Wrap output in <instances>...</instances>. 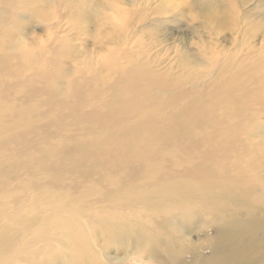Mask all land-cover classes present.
Listing matches in <instances>:
<instances>
[{
  "label": "bare ground",
  "instance_id": "1",
  "mask_svg": "<svg viewBox=\"0 0 264 264\" xmlns=\"http://www.w3.org/2000/svg\"><path fill=\"white\" fill-rule=\"evenodd\" d=\"M176 2L0 0V264H264V10L250 21L222 9L233 0ZM193 14L185 32L231 33L224 58L191 53L188 38L170 64L157 43L131 47L146 28L184 32L174 25ZM19 21L28 33L11 45ZM81 24L120 55L81 70ZM56 28L35 49L37 30Z\"/></svg>",
  "mask_w": 264,
  "mask_h": 264
},
{
  "label": "rangeland",
  "instance_id": "2",
  "mask_svg": "<svg viewBox=\"0 0 264 264\" xmlns=\"http://www.w3.org/2000/svg\"><path fill=\"white\" fill-rule=\"evenodd\" d=\"M174 1L175 2L177 1L175 3L174 7L178 8V9H183V10H186V11L190 7L189 5H191V4H189L190 3L189 0H174ZM258 5L260 6L259 7L260 9L264 10V0H249V3L247 4V6H245V5L243 6L242 5V0H233L232 5H230L232 7V10H230L231 7L229 5H227V6L225 5L222 9H224V11L226 13H228V14H231V11H233L235 9V14H237L236 16H238V17L240 16L239 18H245V19L250 20V21H259L261 18L258 17L256 14H252L251 16H249L247 18L245 16L246 12H248L251 9H253L254 7H257ZM51 9H53V8H50V10ZM130 9L131 10H136L134 8H130ZM131 10H130V12H131ZM140 10H144V7L140 8ZM148 10L151 11L150 9H145L144 11H146V13H148V15H149L151 12H148ZM123 13H124V16H126L125 15L126 11L122 12V14ZM195 16L196 15L193 14V17H191L189 19H186V20L182 19V21L180 23H177V25H174V26H177V27L180 26L182 31L187 30V26L188 25L197 27V26L200 25V21L201 20L198 19L197 16L196 17ZM154 18L155 17H151V19L153 21H154ZM152 20H150V21H152ZM190 20H192V22ZM116 25L118 27H120V28H125L126 27V23H122V22H117ZM122 26H124V27H122ZM170 26H172V25L169 24L168 27H170ZM12 28H13V31H12L13 34H12L11 39H10V44L11 45L14 44V43H17L22 38L20 33L27 32L26 31L27 29L25 30L24 23H20V21L19 22H13ZM71 28H72V25L67 24L62 29V32L65 31V30H69L71 33H76L75 31H72ZM75 28H76L77 32L79 30H81V36L74 37L76 35H74V34H70V35H72L74 37V39H76V40H74L73 44H75V46H80V48H79L80 50L77 52V55H76V58H80L79 59L80 61H78L77 64H79L80 69L84 70L85 72L86 71H91L92 72V70H94L93 69V66H94L93 65V61L96 60L97 62L102 63L103 59L104 60L110 59V56H112L111 58H116L118 55H120L121 50L124 48L122 46L108 47L109 50L107 49L108 50L107 52L102 51V49H104L103 46H104V44L106 42L104 38L98 37V38H100L98 40L97 37L91 38V36L85 35L84 30H85L86 27H85L84 24L76 25ZM176 29H178V28L171 29L174 32V35L171 36L166 31H164L163 28H160V27L157 28V29H154V30H151L150 28H146L144 33L139 34L134 39V41L132 42L131 47L134 48L135 51L139 52V51H142L143 48H147V46L150 45L152 42L153 43H157L160 46L157 47V49H155V51H154L156 60L161 61V62L164 61L165 63L169 62V64L174 62L173 59H175V57L178 58V55L175 54V53H177L176 51H178L179 47H181L183 44H185V39H187V38L189 39L188 40L189 49H190L191 53H193L195 55L196 54L197 55L200 54L199 50L200 51L204 50V52L206 51V52H210V54H213L214 58H216V57L217 58H224L222 53L229 52V51H227V49L231 48L230 42L232 41V35H231L230 32L222 33L220 35H218L217 33H214L215 36H218V39L215 38V40H213V39L211 40V38L209 37V35L207 33H204L203 36H201V38H198V36H196L194 34H189V33L185 32V31L182 32V33L181 32L180 33L175 32ZM50 32L53 33L52 39H53V37H55L59 33H60V35H62L61 30L58 29V28L53 29ZM36 33L38 35L37 38L39 40L36 38V41H38V43H37L35 49H37V46H38L39 43H40V46H41V41H47L48 43L51 41V40L48 41V33H49L48 30H46V29L37 30ZM28 37L30 38V40L26 39V42H30L31 41L30 35ZM176 46H178V47H176ZM217 47H219V50L222 51L221 53H218V55L216 54L217 53V49H216ZM232 51H235V50H232ZM37 52H38L39 55L42 54L41 50H37ZM219 54H221L222 57H220ZM213 55H211V56H213ZM42 58H47V55L43 54V56H34V61H32L30 63L31 67L33 69H40L41 66L38 65V64H41L40 61H41ZM20 59L22 60V58H20ZM214 60H217V59H214ZM64 62H62V65L65 68H72L70 63L66 64ZM46 66L47 65L42 66L43 70H45ZM200 69H201V71H204V72L208 71L210 73L213 71V68L211 70L210 67H207V66L206 67H204V66L200 67ZM46 70L50 71L51 70V66L47 67ZM168 71H170V70H168ZM255 72H253V74ZM107 75H108V73L104 74V76H107ZM254 75L258 76V73L254 74ZM182 82L183 81H180V83H182ZM113 87L114 86H110L108 89L110 90ZM183 88L186 90L187 86H183ZM149 90H150L149 88H145V89H143V93L145 94L146 91H149ZM89 91L90 90H88L87 92H89ZM174 91H175V89L173 88L172 91H170V92L173 93ZM104 92H106V91H104ZM163 94H161L160 97H163ZM263 95H264V90H262L260 92H257L255 97L259 98V97H262ZM44 100L46 102H44ZM57 101H58V96H56L54 94H49L47 96V94H45L44 97L42 98V105H47V106H48V104L55 105V103H57ZM262 102H261V106H262V109H264V104ZM34 121H35V119L32 118L31 121H29L30 125H27V126L31 127V128H32V125H33V127L36 126ZM254 171L257 172V168L254 169ZM259 171H264V167L261 168ZM256 195H257V198L261 197V196H259V193L256 194ZM261 201H263V199L260 200V205H264V203L261 202ZM241 215H242V217H247L246 212H244ZM257 216L261 217L262 213L258 212ZM141 226L143 227V225H141ZM143 229L147 231V230H150L151 227L145 226ZM261 237H263V234H259L258 238H261ZM196 239H197V236H193L192 240H196ZM206 242H207L206 239L202 238V241L200 242V244H205ZM257 247L264 254V243L262 242V243L258 244ZM116 249H117L116 246H111L110 250H109V254L111 256H115L116 252H117ZM240 249H242L241 246H240ZM205 255L208 256L209 255V251H206ZM87 259H89V258H87ZM92 260L93 259L88 260V261H92Z\"/></svg>",
  "mask_w": 264,
  "mask_h": 264
},
{
  "label": "clouds",
  "instance_id": "3",
  "mask_svg": "<svg viewBox=\"0 0 264 264\" xmlns=\"http://www.w3.org/2000/svg\"><path fill=\"white\" fill-rule=\"evenodd\" d=\"M49 15H50V19L48 20V23H49V24L55 23L56 20H57V18H58V17H57V13H56L55 8H53V9L50 10ZM52 35H53V33H51V32L48 33V41H50V40L52 39ZM46 43H47V41H41V46H44ZM22 51H27V52H29V53H32V52H34L35 50H34V49H30V48H28L27 46H25V47L22 49Z\"/></svg>",
  "mask_w": 264,
  "mask_h": 264
}]
</instances>
